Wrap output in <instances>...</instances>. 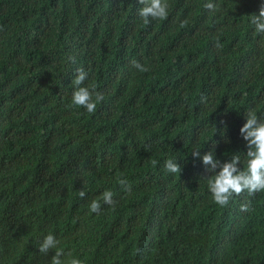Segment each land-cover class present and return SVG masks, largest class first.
Wrapping results in <instances>:
<instances>
[{"label": "trees", "instance_id": "1", "mask_svg": "<svg viewBox=\"0 0 264 264\" xmlns=\"http://www.w3.org/2000/svg\"><path fill=\"white\" fill-rule=\"evenodd\" d=\"M208 2L167 0L145 24L139 0H0V264H51L57 249L37 247L49 233L64 264H264V191L222 208L191 155L246 169L240 128L250 111L264 121L250 23L264 0ZM78 68L104 96L93 113L72 104ZM109 189L114 205L91 212Z\"/></svg>", "mask_w": 264, "mask_h": 264}, {"label": "clouds", "instance_id": "2", "mask_svg": "<svg viewBox=\"0 0 264 264\" xmlns=\"http://www.w3.org/2000/svg\"><path fill=\"white\" fill-rule=\"evenodd\" d=\"M140 4L145 5L140 9L139 15L143 18L144 23L150 22V19H166L168 15L167 0H139ZM208 10L214 11L216 5L209 0L204 5ZM250 23L254 25L255 32L264 34V7H261L259 14L250 15ZM219 47V44L217 43ZM73 63L74 57H69ZM133 67L140 72H147L149 68L140 64L137 61L132 62ZM88 78V72L83 68L77 69V75L73 81L76 86L72 95V104L85 108L89 113L96 111L97 104L103 101L104 96L94 89H90L84 84ZM240 134L247 147V166L246 169L240 167L241 158L238 154H233L229 162L221 163L220 160L215 159V150H210L201 153L199 149L194 150L191 155L194 158L201 159L207 167V171L213 173L208 178V188L212 194L214 202L220 207H227L233 196H239L247 191L249 195L256 192L264 191V121H261L254 112L246 114V122L240 128ZM165 169L169 173H181V166L171 158L165 161ZM219 169V171H217ZM125 190H130V185L126 179H118L117 181ZM87 193L82 190L79 191V197L84 199ZM114 193L109 189L102 193V195L92 200L89 205V210L93 213H99L101 210L102 200L107 205H114ZM248 204L241 205V211H247ZM59 241L56 237L49 233L41 243L37 245L38 251L41 254H47L49 250L57 249L55 255L51 259V264H64L60 259L63 251L58 249ZM70 264H82L81 260L73 258Z\"/></svg>", "mask_w": 264, "mask_h": 264}]
</instances>
